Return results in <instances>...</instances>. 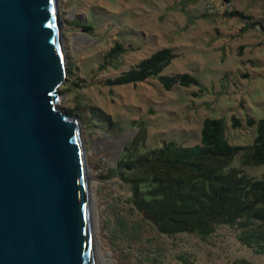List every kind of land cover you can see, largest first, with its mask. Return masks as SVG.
Segmentation results:
<instances>
[{
  "label": "rangeland",
  "instance_id": "374dc122",
  "mask_svg": "<svg viewBox=\"0 0 264 264\" xmlns=\"http://www.w3.org/2000/svg\"><path fill=\"white\" fill-rule=\"evenodd\" d=\"M56 4L64 74L54 91L55 102L77 123L95 263L103 257L108 264H235L238 259L264 264V253L243 245L228 225L207 238L159 234L139 213L127 212L128 192L111 173L130 143L141 152L171 140L199 143L208 117L225 119L230 144L254 142L258 122L264 118V0H56ZM85 24L92 29L84 31ZM116 45L120 49L115 50ZM161 48H170L175 56L160 75L188 73L197 82L166 88L160 76L136 83L107 81ZM82 103L85 106L75 109ZM234 118L239 124H233ZM250 118L255 122L251 124ZM232 166L241 167L240 154ZM243 168L257 178L264 173V164ZM122 217L141 224L140 239L117 233L115 224ZM157 248L163 253L159 261L148 258Z\"/></svg>",
  "mask_w": 264,
  "mask_h": 264
},
{
  "label": "water",
  "instance_id": "95a60500",
  "mask_svg": "<svg viewBox=\"0 0 264 264\" xmlns=\"http://www.w3.org/2000/svg\"><path fill=\"white\" fill-rule=\"evenodd\" d=\"M56 0H0V264H96Z\"/></svg>",
  "mask_w": 264,
  "mask_h": 264
},
{
  "label": "trees",
  "instance_id": "16d2710c",
  "mask_svg": "<svg viewBox=\"0 0 264 264\" xmlns=\"http://www.w3.org/2000/svg\"><path fill=\"white\" fill-rule=\"evenodd\" d=\"M81 28L88 32L92 26L85 24ZM114 49H120V45ZM174 56L170 48L158 49L107 81L136 83L160 76L166 88L174 83L197 82L188 73L160 75ZM103 67L104 63L99 65ZM83 106L84 103L78 104L75 109ZM93 108L100 109L95 105ZM101 112L111 120L110 115ZM249 122L252 124L255 120L250 118ZM233 124H239L238 119L234 118ZM258 130L252 144L232 145L225 136V119L208 117L197 144L184 145L171 140L141 152L130 143L111 169L128 192L127 212L139 213L159 234L167 236L186 233L207 238L219 226L228 225L235 228L243 245L256 253H264V173L257 178L246 174L243 168L264 164V118L259 120ZM237 154H240L241 167L232 166ZM119 221L114 228L118 234L135 241L140 239L141 224L128 222L123 217ZM162 254L157 248L148 258L159 261ZM235 264L252 263L238 259Z\"/></svg>",
  "mask_w": 264,
  "mask_h": 264
},
{
  "label": "bare ground",
  "instance_id": "6f19581e",
  "mask_svg": "<svg viewBox=\"0 0 264 264\" xmlns=\"http://www.w3.org/2000/svg\"><path fill=\"white\" fill-rule=\"evenodd\" d=\"M58 10H57V4H56V10H55V18H56V20L58 21V24H60V22H59V20H60V18H59V16H58ZM59 32V31H58ZM59 36V35H58ZM59 58H60V65H61V68L63 69L64 67H63V59L61 58V53H59ZM64 70V69H63ZM89 240H90V245H91V250L94 252V248H93V245H92V243H94V240H93V238H92V236H91V234H89ZM94 260H95V258H94ZM96 264H97V262H96ZM100 264H108V261L106 260V259H104L103 257L101 258V261H100Z\"/></svg>",
  "mask_w": 264,
  "mask_h": 264
}]
</instances>
